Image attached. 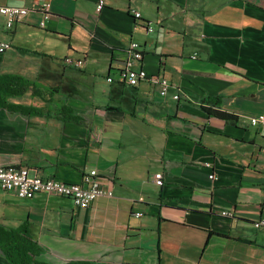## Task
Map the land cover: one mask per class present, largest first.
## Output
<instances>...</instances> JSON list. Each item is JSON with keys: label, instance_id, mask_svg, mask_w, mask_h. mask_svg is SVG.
I'll use <instances>...</instances> for the list:
<instances>
[{"label": "crops", "instance_id": "obj_1", "mask_svg": "<svg viewBox=\"0 0 264 264\" xmlns=\"http://www.w3.org/2000/svg\"><path fill=\"white\" fill-rule=\"evenodd\" d=\"M99 1L0 0L37 8L12 29L1 18L11 47L0 74L46 91L10 99L29 114L0 108V165L65 183L97 170L113 192L81 209L0 187V227L27 226L42 248L36 259L49 264H264V227L254 226L264 219V124L248 123L264 116V0H104L98 12ZM131 42L140 66L170 81L167 96L150 81H107ZM215 97L236 123L207 113ZM63 105L78 118L60 117ZM0 264H13L1 249Z\"/></svg>", "mask_w": 264, "mask_h": 264}, {"label": "built area", "instance_id": "obj_2", "mask_svg": "<svg viewBox=\"0 0 264 264\" xmlns=\"http://www.w3.org/2000/svg\"><path fill=\"white\" fill-rule=\"evenodd\" d=\"M104 7V0L97 3V11L100 12ZM36 6H10L0 5V20L5 21L7 29H12L14 25L21 22L31 11L36 10ZM43 13V19L40 22L41 27H45V22L50 19V4L43 1L38 8ZM134 16L140 18V12H135ZM154 30L153 24H148L147 31ZM11 47L10 42L0 41V53L5 52ZM125 61L123 66L118 70L115 76H109V83L118 82L128 86H137L142 81H150L159 86V94L162 97L167 96L172 87L170 81L165 77L148 74L140 63L143 59V52L137 42L131 44L125 50ZM64 63L75 68H82L85 64L83 59H76L71 56L64 58ZM175 100L180 98L179 94L173 96ZM252 126L264 124V116L251 117L248 122ZM211 167V163L206 164ZM210 179H216L215 173L209 174ZM154 182L157 186L164 184V176L162 172L154 175ZM0 187L4 191L14 192L20 198H33L39 193L68 197L73 200L74 204L81 209L88 208L92 203L102 196H112L111 189L104 187L100 181L97 170H90L83 174L79 183H65L53 178L43 179L39 176L32 175L27 167L3 166L0 165ZM143 200V198H140ZM141 216L142 213H137ZM223 216L233 217L232 211H222ZM256 228L264 227V219L254 222Z\"/></svg>", "mask_w": 264, "mask_h": 264}, {"label": "trees", "instance_id": "obj_3", "mask_svg": "<svg viewBox=\"0 0 264 264\" xmlns=\"http://www.w3.org/2000/svg\"><path fill=\"white\" fill-rule=\"evenodd\" d=\"M55 91V89H49ZM48 90V91H49ZM42 91L35 82L21 75L0 74V108L7 109L12 112H20L29 114L32 110H36L31 106L13 103L10 99L21 97L26 94H40ZM207 105L204 109L208 114L222 119L226 122L236 123L238 117L231 114L221 107L220 98H208ZM62 116L65 119H77L73 109L68 105L61 107ZM0 249L6 259L13 264H49L39 262L36 258L42 252L41 246L33 239L27 226L20 229H8L0 227ZM66 264H96L94 262L76 260Z\"/></svg>", "mask_w": 264, "mask_h": 264}]
</instances>
